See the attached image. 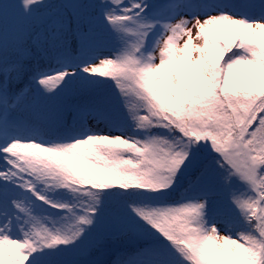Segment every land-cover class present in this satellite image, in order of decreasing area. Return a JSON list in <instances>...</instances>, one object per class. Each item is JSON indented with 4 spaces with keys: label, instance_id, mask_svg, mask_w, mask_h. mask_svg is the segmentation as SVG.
<instances>
[{
    "label": "snow or ice",
    "instance_id": "obj_1",
    "mask_svg": "<svg viewBox=\"0 0 264 264\" xmlns=\"http://www.w3.org/2000/svg\"><path fill=\"white\" fill-rule=\"evenodd\" d=\"M0 264H264V0H0Z\"/></svg>",
    "mask_w": 264,
    "mask_h": 264
},
{
    "label": "trees",
    "instance_id": "obj_2",
    "mask_svg": "<svg viewBox=\"0 0 264 264\" xmlns=\"http://www.w3.org/2000/svg\"><path fill=\"white\" fill-rule=\"evenodd\" d=\"M9 42H10V38H9ZM116 258V252L114 251L112 256H111V259H115Z\"/></svg>",
    "mask_w": 264,
    "mask_h": 264
}]
</instances>
